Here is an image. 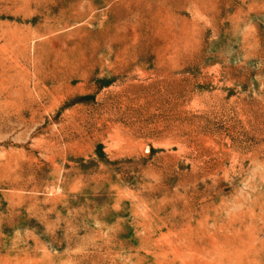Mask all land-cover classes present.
Instances as JSON below:
<instances>
[{"label": "rangeland", "instance_id": "374dc122", "mask_svg": "<svg viewBox=\"0 0 264 264\" xmlns=\"http://www.w3.org/2000/svg\"><path fill=\"white\" fill-rule=\"evenodd\" d=\"M0 264H264V0H0Z\"/></svg>", "mask_w": 264, "mask_h": 264}, {"label": "clouds", "instance_id": "9594fccd", "mask_svg": "<svg viewBox=\"0 0 264 264\" xmlns=\"http://www.w3.org/2000/svg\"><path fill=\"white\" fill-rule=\"evenodd\" d=\"M241 207H242L241 204H236V203H234V204H232V206L228 209V212H229V213L237 212V211L240 210Z\"/></svg>", "mask_w": 264, "mask_h": 264}]
</instances>
